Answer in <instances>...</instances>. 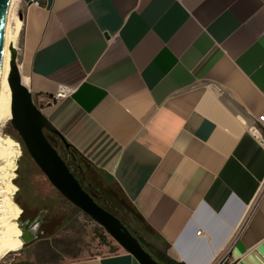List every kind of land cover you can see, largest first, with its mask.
Listing matches in <instances>:
<instances>
[{"label": "crops", "instance_id": "obj_1", "mask_svg": "<svg viewBox=\"0 0 264 264\" xmlns=\"http://www.w3.org/2000/svg\"><path fill=\"white\" fill-rule=\"evenodd\" d=\"M42 2L18 18L19 68L47 132L174 261L264 264V0ZM59 264L141 263L123 250Z\"/></svg>", "mask_w": 264, "mask_h": 264}, {"label": "rangeland", "instance_id": "obj_2", "mask_svg": "<svg viewBox=\"0 0 264 264\" xmlns=\"http://www.w3.org/2000/svg\"><path fill=\"white\" fill-rule=\"evenodd\" d=\"M25 6L24 0L17 1L11 30V34L16 37L11 53L13 55V52L16 51L17 63L21 70L23 65H21L19 37L22 27L18 18L23 14ZM8 94L13 102L10 90ZM11 120L0 125V137L12 152V159L8 164V179L4 188L6 192H10L8 198H10L14 208L11 219L14 239L20 236V232L14 226L25 224V220L22 218L23 209H26L29 214L39 215L41 207H45L44 210L50 213V235L45 238L46 240H38L8 253L0 259V264H59L81 257L103 256L123 251L124 249L104 228L68 202L49 182L29 153L25 152V147L20 142L21 138L14 130ZM45 133L51 138L52 143L66 162L73 167L85 187L99 202L104 203L105 199L99 194L93 181H100L110 187L111 190L115 187L114 184L107 177L100 176L96 170L81 160L74 152L70 151L68 156L58 138L49 132ZM154 244L159 245L155 242Z\"/></svg>", "mask_w": 264, "mask_h": 264}, {"label": "water", "instance_id": "obj_3", "mask_svg": "<svg viewBox=\"0 0 264 264\" xmlns=\"http://www.w3.org/2000/svg\"><path fill=\"white\" fill-rule=\"evenodd\" d=\"M10 2L11 0H0V85L6 48L5 27ZM20 18H22L21 15ZM9 85L13 99L11 124L19 134L27 152L49 182L68 202L104 228L125 251L133 255L141 264H160L120 219L101 207L86 192L60 152L47 138L45 132H57L36 106L33 94L23 83L16 51L13 52L11 59ZM46 213L47 211L40 213L31 224L20 225L23 247L42 237L41 225L43 222L41 217Z\"/></svg>", "mask_w": 264, "mask_h": 264}, {"label": "bare ground", "instance_id": "obj_4", "mask_svg": "<svg viewBox=\"0 0 264 264\" xmlns=\"http://www.w3.org/2000/svg\"><path fill=\"white\" fill-rule=\"evenodd\" d=\"M18 0H11L8 16L6 20L5 35H6V48L4 53L3 73L0 85V125L7 120L12 119V100L9 97L8 91L11 87L9 85V74L11 71L12 47L16 37L11 34L13 28V19L15 7ZM12 159L11 149L3 143L0 137V259L10 252L18 250L23 247L21 240L22 231L19 225L14 227L20 232V236L14 239V229L11 226V219L14 214L13 205L10 202V192H6L4 186L8 179V164ZM19 245V246H18Z\"/></svg>", "mask_w": 264, "mask_h": 264}, {"label": "trees", "instance_id": "obj_5", "mask_svg": "<svg viewBox=\"0 0 264 264\" xmlns=\"http://www.w3.org/2000/svg\"><path fill=\"white\" fill-rule=\"evenodd\" d=\"M47 138L49 139L48 136ZM20 142L23 144L22 140H20ZM50 142L52 143L51 140ZM53 146L55 147L54 144ZM23 147H25L24 144ZM55 148L57 149V147ZM24 149L25 152H27L26 148ZM63 159L65 160L64 157ZM67 164L71 171L75 174L77 179L80 181L81 185L86 190V192H88L101 207H103L104 209L112 213L114 216H116L118 219H120L123 224H125L127 228L131 231V233L143 244V246L160 264H181L169 257V245L160 238H158L155 233L151 229H149L148 226H146L139 214L136 213L135 209L125 199L122 191L118 190L116 187L111 190L110 187L104 185L100 181H93L95 188L98 190L99 194L105 199V202L101 203L85 187L80 177H78V175L75 173L73 167H71L68 162ZM93 169L96 170L95 168ZM96 172H98L100 176H102L101 172H99L98 170H96ZM103 240L106 241V239ZM154 242L159 245H155Z\"/></svg>", "mask_w": 264, "mask_h": 264}, {"label": "built area", "instance_id": "obj_6", "mask_svg": "<svg viewBox=\"0 0 264 264\" xmlns=\"http://www.w3.org/2000/svg\"><path fill=\"white\" fill-rule=\"evenodd\" d=\"M26 5L27 6H37V7H40L42 6L43 2L42 0H24ZM67 94V91H62L60 92L57 96H56V99L58 98H62L64 97L65 95ZM258 122L260 124H263L264 123V115L263 116H260L258 118ZM257 133H259V129L257 128ZM264 196V182L262 183L261 185V188L259 190V197H263ZM202 231L198 232L199 235H201ZM240 233V231H239ZM213 264H232V260H231V257L229 255V252H225L224 254H222L221 256H218L215 260V262Z\"/></svg>", "mask_w": 264, "mask_h": 264}, {"label": "flooded vegetation", "instance_id": "obj_7", "mask_svg": "<svg viewBox=\"0 0 264 264\" xmlns=\"http://www.w3.org/2000/svg\"><path fill=\"white\" fill-rule=\"evenodd\" d=\"M45 207H41V214L45 212ZM49 212L46 213L45 216H42L41 220H42V225H41V233H42V237L39 239V241L41 240H46L45 238H48L50 235V228H49V224H50V220H49V216L50 213ZM22 218L25 220V223L27 224H31L32 222H34L37 218L38 215L31 213L29 214L28 211H26V209H23L22 212Z\"/></svg>", "mask_w": 264, "mask_h": 264}]
</instances>
